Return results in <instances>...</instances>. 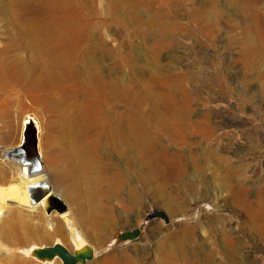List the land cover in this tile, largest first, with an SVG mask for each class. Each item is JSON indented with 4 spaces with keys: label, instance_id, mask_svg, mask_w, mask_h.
I'll return each instance as SVG.
<instances>
[{
    "label": "rangeland",
    "instance_id": "374dc122",
    "mask_svg": "<svg viewBox=\"0 0 264 264\" xmlns=\"http://www.w3.org/2000/svg\"><path fill=\"white\" fill-rule=\"evenodd\" d=\"M59 25L84 33L68 68L42 50L43 31ZM97 60L106 93L90 91ZM50 75L68 79L66 90L41 98L25 85ZM88 106L120 120L96 143L63 122ZM28 117L41 159L53 150L76 181L74 219L91 245L153 208L168 217L145 219L136 239L88 264H264V0H0V145H20ZM6 174L0 166L1 188ZM96 201L113 217L105 234Z\"/></svg>",
    "mask_w": 264,
    "mask_h": 264
},
{
    "label": "bare ground",
    "instance_id": "6f19581e",
    "mask_svg": "<svg viewBox=\"0 0 264 264\" xmlns=\"http://www.w3.org/2000/svg\"><path fill=\"white\" fill-rule=\"evenodd\" d=\"M39 32L42 31L39 30ZM42 35V50L48 59H50L53 64L60 68H65L66 66V68H68L72 62L74 54L77 51V47L82 42V36H84V33L81 30L71 26L59 25L53 30H44ZM84 70L87 69L85 68ZM87 72L94 80V82L90 84V91L94 93V90H96V92L98 91L101 93L99 90H102L106 93L107 87L109 88V85L107 81H105L104 77H102L104 70L99 66L98 60L90 62ZM15 78V81H20L19 78L21 77L16 76ZM68 81L69 80L63 75H50L42 79H32L26 82L25 85H27L29 89L31 88L32 91H37V94L35 93L36 96L41 98H49L50 94L54 93L55 91H59L60 89H64L65 91L67 87L65 84H67ZM28 90L27 92H29ZM117 116L122 118V112H119ZM29 119L33 120V118L28 117L25 122H27ZM63 122L68 125L67 127L74 126L77 129L89 130V137L93 140L91 142L96 143L98 138L112 133L116 126H118L120 123V120H118L116 123V121L112 122L106 119H100L94 109V106H88L77 109L76 113L70 112V115ZM33 126L34 129L37 130L38 139V126L34 120ZM136 126L137 125H134V127ZM120 134L122 143L126 144L127 146L129 144L127 140H130V137H128V134H126V130ZM18 146L0 145V166L5 168L7 171V186L5 185V187H3V184H1L2 188L0 186V264H14L16 263L14 261H21V264H61L60 260L58 259H55L52 262H42L30 255L31 249L35 246H39L34 244L35 241L40 239H46V242L49 239H53L54 242H61L71 251L78 243L85 241L92 248V259L97 257L102 249H107V245L110 247L109 241L107 244H103L104 242H101L102 239L101 241H97L98 237L97 239H94L96 240L94 241L96 242V245H91L84 233L80 230L81 227L79 228L78 224L76 223L74 219L75 208L72 207V204H75L76 202V198L75 195H73L72 189L73 184H75L76 181L68 169L58 168V166L55 165L60 160L57 153L55 154L53 150H50L51 154L44 162V159H41L39 154L38 141L37 157H21ZM125 148L128 149L127 147ZM88 150L89 146H82L78 149L79 155L77 156L82 161V163H85ZM44 156L45 155H43L42 158H44ZM80 160H78V162H80ZM1 172L4 173L3 171ZM1 176L3 177V175ZM1 180L3 179L1 178ZM82 180L84 179L82 178ZM84 182L85 184L83 185L85 186V191L92 199H94L93 197L95 190L93 187H90L92 184L91 180H85ZM58 188L63 190V195L59 192ZM2 189H8V192H10L9 196H11V199L7 202L5 201L7 196L5 197V193ZM50 193L56 194L68 202H66L67 204H65L66 208L64 210L58 211L56 209H52L50 212H46L45 202ZM37 195L40 196L37 197ZM42 206L44 207L45 211L43 210ZM93 206L94 208L92 215L96 221L98 230L101 231V233H104L106 229H108V226L114 223L113 217L111 216L108 209L105 208V206L101 203L96 201V203L94 202ZM12 210L16 211L13 215L11 212ZM80 210L81 209H79V211ZM14 217H16V220ZM145 218L139 223L138 228L140 231L141 226L143 227V224L146 223ZM12 222L16 223L17 225L19 224L18 230L15 228L17 225L14 227ZM148 223L158 225V222L154 221L152 218L148 220ZM69 240L71 241L72 245L70 244ZM19 243H22V246L24 245L23 243H25L27 246L25 248H21L22 246L20 247ZM99 261L100 260H95L92 262V264H131L129 262L117 263L116 261L108 260L107 262L102 263ZM88 262L86 264H88Z\"/></svg>",
    "mask_w": 264,
    "mask_h": 264
},
{
    "label": "water",
    "instance_id": "95a60500",
    "mask_svg": "<svg viewBox=\"0 0 264 264\" xmlns=\"http://www.w3.org/2000/svg\"><path fill=\"white\" fill-rule=\"evenodd\" d=\"M37 130L34 129L33 120L29 119L24 123L22 140L18 146L21 157H37ZM40 195H37L39 197ZM66 208L62 199L53 193H50L45 202L46 212L52 209L62 211ZM154 216H160L168 220L167 215L160 209H151L145 219ZM140 235V229L136 226L130 229H119L112 233L110 238V247H117L136 239ZM30 255L42 262H52L59 259L61 264H86L93 257L92 248L85 241L78 243L71 251L61 242H53L49 245L35 246L31 249Z\"/></svg>",
    "mask_w": 264,
    "mask_h": 264
}]
</instances>
